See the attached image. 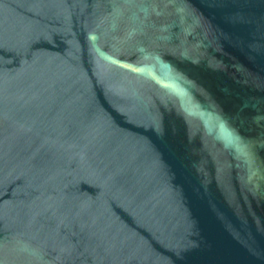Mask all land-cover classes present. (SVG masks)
<instances>
[{
  "label": "water",
  "instance_id": "95a60500",
  "mask_svg": "<svg viewBox=\"0 0 264 264\" xmlns=\"http://www.w3.org/2000/svg\"><path fill=\"white\" fill-rule=\"evenodd\" d=\"M0 264H264V0H0Z\"/></svg>",
  "mask_w": 264,
  "mask_h": 264
}]
</instances>
